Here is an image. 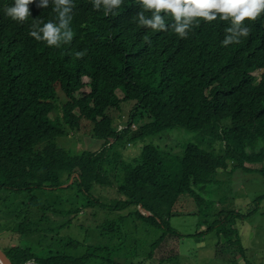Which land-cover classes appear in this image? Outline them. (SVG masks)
<instances>
[{
    "label": "trees",
    "instance_id": "1",
    "mask_svg": "<svg viewBox=\"0 0 264 264\" xmlns=\"http://www.w3.org/2000/svg\"><path fill=\"white\" fill-rule=\"evenodd\" d=\"M13 3L0 0V234L19 237L2 248L13 264H142L169 235L200 240L213 230L217 256L257 264L248 255L256 242L244 243L239 220L258 212L264 194L244 214L209 207L204 193L229 166L231 173L264 172L248 166L264 162V15L250 22L248 37L224 47L227 22L201 21L185 39L139 26L137 0H124L113 15L74 0L72 41L50 47L29 33L34 21L59 22L51 0L47 8L31 4L23 24L5 15ZM125 103L129 117L117 122L113 111ZM83 121L98 147L73 152L59 144ZM177 128L196 131L201 143L186 144L173 169L159 145L130 148ZM95 186L119 197L104 203ZM71 188L72 208L36 194ZM188 197L206 228L186 234L171 218ZM90 207L112 217L94 227L74 224ZM71 227L84 239L63 235ZM151 231L159 236L149 241Z\"/></svg>",
    "mask_w": 264,
    "mask_h": 264
},
{
    "label": "rangeland",
    "instance_id": "2",
    "mask_svg": "<svg viewBox=\"0 0 264 264\" xmlns=\"http://www.w3.org/2000/svg\"><path fill=\"white\" fill-rule=\"evenodd\" d=\"M119 90L118 94L122 96V90ZM129 104H124L122 112L117 110L113 111L117 122L122 116L124 120L129 117L131 109V105ZM52 115L56 116L58 112H54ZM89 128L90 126L88 123L83 121L79 130L72 132L68 136L60 137L58 140L59 144L61 141L64 147L73 152L98 147L99 142L95 138H92L91 135L87 134ZM190 142L201 143L198 133L184 128H177L165 131L159 135L146 137L143 140H138L131 145L130 148L134 146L133 150L139 153L142 144L153 143L159 145L169 152V167L173 169L178 158L182 155L185 145ZM248 166L260 168L264 166V162L249 164ZM229 169L230 166L227 171L221 170L219 179L223 182L220 181L215 183L204 193L208 206L213 209L228 207L231 210L248 214L256 208L255 199L264 194V172L238 169L231 173ZM36 194L41 200L46 202H53L59 198L66 200L65 206L68 208H72L74 204L70 201L71 196H75L74 188L55 191L38 190ZM94 194L104 203H110L115 198L119 197L111 188L102 186H95ZM185 201L188 202H184L181 208L179 205L177 207L179 213L171 218L172 226L186 234L205 229L206 226H199V222L203 220L204 217L197 212L198 209L193 199L188 197V200ZM112 214L113 213L95 209V207H90L85 209L84 212L82 210L79 213V217L74 220V224H84L85 226L94 227L102 221V219L112 217ZM239 221L240 232L244 243L247 245L250 244L251 241L256 242V244L253 245V249H250V253L248 254L250 261L257 264L261 262L264 263V199L260 202L259 210L256 214ZM259 229V236H257L255 233ZM145 234H148L146 238L149 241L159 236V232L156 231L146 232ZM63 235L84 239L75 227L64 229ZM217 236L215 230L210 231L200 240L196 239V237L179 238L175 235H169L156 249L154 256L152 258H145L142 264H234L230 260L214 254L218 240ZM87 240L92 242L95 240V236ZM19 242V237L17 235L13 236L8 231H4L0 234V248L18 245ZM168 257H171V259L162 262V260H166ZM131 259L132 258H130V260ZM118 260L120 262L129 263V260L123 256L118 257ZM33 262L34 261H29L28 264H33ZM238 262L239 264H243L244 258H239Z\"/></svg>",
    "mask_w": 264,
    "mask_h": 264
},
{
    "label": "clouds",
    "instance_id": "3",
    "mask_svg": "<svg viewBox=\"0 0 264 264\" xmlns=\"http://www.w3.org/2000/svg\"><path fill=\"white\" fill-rule=\"evenodd\" d=\"M36 0H14L11 6L4 8L5 15L21 24L32 15L30 5ZM124 0H92L96 11L104 10L105 15L115 14ZM50 0H39L38 7L47 8ZM58 23L34 21L29 35L37 41H44L48 46L60 47L68 44L74 37L71 28L74 0H51ZM141 11L136 14L139 26L153 31L168 32L170 29L180 38H187L200 22L211 24L214 21L227 22L222 46L239 44L241 38L251 34L250 22H255L264 15V0H137ZM150 15H145V13ZM172 23L169 24L168 19ZM41 24L43 26H41ZM86 51L76 52L77 58H83ZM121 128V127H120ZM150 213V212H149Z\"/></svg>",
    "mask_w": 264,
    "mask_h": 264
},
{
    "label": "water",
    "instance_id": "4",
    "mask_svg": "<svg viewBox=\"0 0 264 264\" xmlns=\"http://www.w3.org/2000/svg\"><path fill=\"white\" fill-rule=\"evenodd\" d=\"M148 214L150 213L148 212ZM0 264H13L10 257L7 255V253L2 248H0Z\"/></svg>",
    "mask_w": 264,
    "mask_h": 264
},
{
    "label": "crops",
    "instance_id": "5",
    "mask_svg": "<svg viewBox=\"0 0 264 264\" xmlns=\"http://www.w3.org/2000/svg\"><path fill=\"white\" fill-rule=\"evenodd\" d=\"M214 254H215V255H217V252H216V251H214Z\"/></svg>",
    "mask_w": 264,
    "mask_h": 264
},
{
    "label": "bare ground",
    "instance_id": "6",
    "mask_svg": "<svg viewBox=\"0 0 264 264\" xmlns=\"http://www.w3.org/2000/svg\"><path fill=\"white\" fill-rule=\"evenodd\" d=\"M28 264V263H27ZM33 264H37L36 262H33Z\"/></svg>",
    "mask_w": 264,
    "mask_h": 264
}]
</instances>
